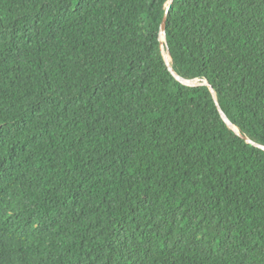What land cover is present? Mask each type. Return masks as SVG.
Returning a JSON list of instances; mask_svg holds the SVG:
<instances>
[{
	"label": "trees",
	"instance_id": "trees-1",
	"mask_svg": "<svg viewBox=\"0 0 264 264\" xmlns=\"http://www.w3.org/2000/svg\"><path fill=\"white\" fill-rule=\"evenodd\" d=\"M165 43L264 145V0H0V264H264V150Z\"/></svg>",
	"mask_w": 264,
	"mask_h": 264
},
{
	"label": "water",
	"instance_id": "water-1",
	"mask_svg": "<svg viewBox=\"0 0 264 264\" xmlns=\"http://www.w3.org/2000/svg\"><path fill=\"white\" fill-rule=\"evenodd\" d=\"M171 1H172V0H168V3H170ZM166 15H167V13L165 12L164 15H163V17H162V20H161V22H160V27H159V36H160L161 40H163V41L165 40V34H166ZM162 54H163V58H164V61H165V63H166L167 68L172 72V74L174 75V77H175L178 81H180L181 83H183V84H185V85H191V86L196 85V84H200V83H201V84L203 83V84L208 85V87H209V89H210V91H211V93H212V95H213V97H214V99H215V101H216L215 92H214L213 88L211 87V85H209V84L207 83L206 80H204L203 82H199L197 78H195V79L183 78V77L177 75V74L173 71V69H172V67H171L170 51H169V47L166 45V43H165V49L162 50ZM167 55L170 57V61L167 60V58H166ZM216 106H217V108H218L219 113H220L221 116L223 117L224 121H225L226 124L228 125V127L231 128V129H233L236 133L240 134V133L238 132V130L235 128V126H234V125L230 122V120L226 117V115L224 114L223 110L220 108V106H219V104L217 103V101H216ZM240 136L243 137L247 142H250V143H252L253 145H255V146H257V147H260L261 149L264 150V145H261V144H259V143H257V142H254V141L250 140L249 138H247V137L244 136V135H241V134H240Z\"/></svg>",
	"mask_w": 264,
	"mask_h": 264
},
{
	"label": "bare ground",
	"instance_id": "bare-ground-1",
	"mask_svg": "<svg viewBox=\"0 0 264 264\" xmlns=\"http://www.w3.org/2000/svg\"><path fill=\"white\" fill-rule=\"evenodd\" d=\"M166 58H167V60H168V61H170V57H169L168 55H167V57H166Z\"/></svg>",
	"mask_w": 264,
	"mask_h": 264
}]
</instances>
